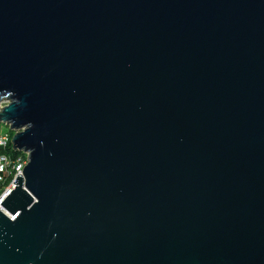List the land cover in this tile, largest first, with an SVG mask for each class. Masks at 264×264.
<instances>
[{"label": "water", "instance_id": "1", "mask_svg": "<svg viewBox=\"0 0 264 264\" xmlns=\"http://www.w3.org/2000/svg\"><path fill=\"white\" fill-rule=\"evenodd\" d=\"M4 104L0 264H264V0H0Z\"/></svg>", "mask_w": 264, "mask_h": 264}, {"label": "built area", "instance_id": "2", "mask_svg": "<svg viewBox=\"0 0 264 264\" xmlns=\"http://www.w3.org/2000/svg\"><path fill=\"white\" fill-rule=\"evenodd\" d=\"M10 148L16 152L13 147V142L10 134L0 135V150L3 151L0 155V184L6 183L10 178H13L11 184L5 187L4 192L0 197L2 201L9 190L14 187V183L19 175H23V171L29 162L28 155L15 156L10 152Z\"/></svg>", "mask_w": 264, "mask_h": 264}, {"label": "trees", "instance_id": "3", "mask_svg": "<svg viewBox=\"0 0 264 264\" xmlns=\"http://www.w3.org/2000/svg\"><path fill=\"white\" fill-rule=\"evenodd\" d=\"M14 135L15 134L10 133V136L12 139H13ZM10 152L12 154H14L15 156H23L24 157V154L22 152H16L15 153V151H13L11 148H10ZM1 153H3V151H1ZM12 180H13V178H10L6 183L0 184V197H1L2 193L4 192L5 187L9 186L11 184Z\"/></svg>", "mask_w": 264, "mask_h": 264}, {"label": "rangeland", "instance_id": "4", "mask_svg": "<svg viewBox=\"0 0 264 264\" xmlns=\"http://www.w3.org/2000/svg\"><path fill=\"white\" fill-rule=\"evenodd\" d=\"M5 107V104L1 106L0 108V112L2 111V108ZM14 134V132L11 131V128L5 124L0 122V135H4V134ZM0 155H1V150H0Z\"/></svg>", "mask_w": 264, "mask_h": 264}]
</instances>
